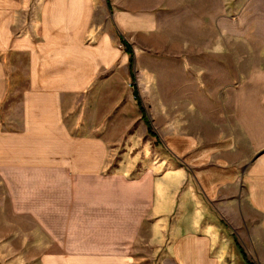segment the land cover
I'll use <instances>...</instances> for the list:
<instances>
[{"label": "crops", "instance_id": "crops-1", "mask_svg": "<svg viewBox=\"0 0 264 264\" xmlns=\"http://www.w3.org/2000/svg\"><path fill=\"white\" fill-rule=\"evenodd\" d=\"M110 8L0 0V264H264V115L204 140L194 171L166 153L136 177L72 133L65 99L95 113L135 62L137 13Z\"/></svg>", "mask_w": 264, "mask_h": 264}, {"label": "rangeland", "instance_id": "rangeland-1", "mask_svg": "<svg viewBox=\"0 0 264 264\" xmlns=\"http://www.w3.org/2000/svg\"><path fill=\"white\" fill-rule=\"evenodd\" d=\"M106 2L112 11L136 12L141 22L143 31L126 36L134 78L128 68L109 96L90 98L95 113L86 111V97L66 98L65 117L72 133L110 142V171L136 177L166 153L194 171L204 140L218 132L242 137L240 119L264 115V0ZM3 179L0 201L7 200Z\"/></svg>", "mask_w": 264, "mask_h": 264}, {"label": "trees", "instance_id": "trees-1", "mask_svg": "<svg viewBox=\"0 0 264 264\" xmlns=\"http://www.w3.org/2000/svg\"><path fill=\"white\" fill-rule=\"evenodd\" d=\"M124 44L126 45V49L131 53V48H130L129 44L126 42Z\"/></svg>", "mask_w": 264, "mask_h": 264}]
</instances>
